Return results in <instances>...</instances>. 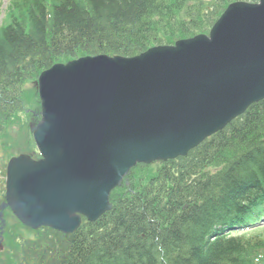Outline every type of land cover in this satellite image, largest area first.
I'll list each match as a JSON object with an SVG mask.
<instances>
[{
	"label": "trees",
	"instance_id": "trees-1",
	"mask_svg": "<svg viewBox=\"0 0 264 264\" xmlns=\"http://www.w3.org/2000/svg\"><path fill=\"white\" fill-rule=\"evenodd\" d=\"M235 0H9L0 15V132L38 100L56 63L132 56L207 33ZM254 1V0H252ZM1 7V2H0ZM112 209L72 234L46 228L28 264H262L257 243L227 234L263 195L264 100L186 157L138 165Z\"/></svg>",
	"mask_w": 264,
	"mask_h": 264
},
{
	"label": "water",
	"instance_id": "water-1",
	"mask_svg": "<svg viewBox=\"0 0 264 264\" xmlns=\"http://www.w3.org/2000/svg\"><path fill=\"white\" fill-rule=\"evenodd\" d=\"M38 88L42 158L11 159L8 206L32 228L73 233L111 210L138 163L187 154L264 98V0L230 4L209 35L174 46L56 64Z\"/></svg>",
	"mask_w": 264,
	"mask_h": 264
},
{
	"label": "flooded vegetation",
	"instance_id": "flooded-vegetation-1",
	"mask_svg": "<svg viewBox=\"0 0 264 264\" xmlns=\"http://www.w3.org/2000/svg\"><path fill=\"white\" fill-rule=\"evenodd\" d=\"M4 204H6V182L0 181V251L5 249V245L11 238H15L16 230L19 227V222L11 209L2 207ZM1 257L2 255H0V260H2Z\"/></svg>",
	"mask_w": 264,
	"mask_h": 264
},
{
	"label": "rangeland",
	"instance_id": "rangeland-1",
	"mask_svg": "<svg viewBox=\"0 0 264 264\" xmlns=\"http://www.w3.org/2000/svg\"><path fill=\"white\" fill-rule=\"evenodd\" d=\"M6 4H7V0H4V7L6 6ZM16 142H20L21 140H22V138L21 137H15V139H14ZM0 150H2L1 148H0ZM16 150H21L20 148H18V149H16Z\"/></svg>",
	"mask_w": 264,
	"mask_h": 264
}]
</instances>
